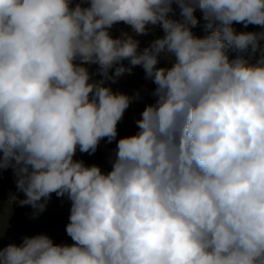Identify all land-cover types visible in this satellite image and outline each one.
<instances>
[{
	"label": "clouds",
	"instance_id": "9594fccd",
	"mask_svg": "<svg viewBox=\"0 0 264 264\" xmlns=\"http://www.w3.org/2000/svg\"><path fill=\"white\" fill-rule=\"evenodd\" d=\"M234 23L264 29V0H0V173L34 218L70 201L73 241L25 236L0 264H264V30ZM136 66L155 85L138 131L108 172L74 159L117 139L141 96L106 82Z\"/></svg>",
	"mask_w": 264,
	"mask_h": 264
},
{
	"label": "rangeland",
	"instance_id": "374dc122",
	"mask_svg": "<svg viewBox=\"0 0 264 264\" xmlns=\"http://www.w3.org/2000/svg\"><path fill=\"white\" fill-rule=\"evenodd\" d=\"M87 6V5H85ZM175 8V5L173 6ZM195 15L197 16L198 20L200 21V24L198 27L193 29V32L203 37L206 35L203 25L204 21L202 19V13L197 10ZM175 18H179V10L177 9V15ZM152 27V26H149ZM233 27L237 30V32L240 31H261L264 29H261L259 26L255 25H249L247 28H244L242 24H235ZM121 31L127 32L131 34V27L128 25H125L124 23H119L113 26V28L110 30L111 35L116 38L121 35ZM163 36V31L159 26H156L154 28V31L151 32L149 35L146 36H139L136 37L140 41V49L142 50L144 47L148 46V44L156 37ZM234 55V54H233ZM124 65L128 66V61L123 62ZM167 62L161 59L160 64L158 66H166ZM98 66L97 65H91L90 71L95 74L97 71ZM114 72V69L111 70ZM111 74V72H110ZM94 79H100L98 75L93 76ZM106 86H109L114 92H123L127 95H133L137 91L140 92L141 98L139 100L133 101L129 108L125 111L123 119L118 123L117 125V139L114 140L111 143L107 142V139L101 140L96 152L94 154L89 155L88 153H81L79 150L76 152V156L74 159L76 160H83L84 163L88 166L90 165H98L103 172H108L111 170V163L110 160L114 159L115 156V149L116 144L118 140L122 137L133 135L138 131V128L136 127L135 121L140 119L141 113L145 106L149 103H154L155 98L151 95V92L154 90L155 85L150 81L145 79V73L142 67L136 66L133 68V71L131 74H124L121 76L115 83H112L111 81L106 82ZM12 169L4 170L2 173H0V176L7 175V173H10ZM8 176V175H7ZM60 225V230H54L49 232L48 235L54 243L56 244H72L73 241L71 240V237H69L66 233V226L63 222V224ZM45 234V233H43ZM25 236H29L27 234L21 233L19 236H13L8 241H0V247H5L10 243L14 244H21L22 238Z\"/></svg>",
	"mask_w": 264,
	"mask_h": 264
},
{
	"label": "trees",
	"instance_id": "16d2710c",
	"mask_svg": "<svg viewBox=\"0 0 264 264\" xmlns=\"http://www.w3.org/2000/svg\"><path fill=\"white\" fill-rule=\"evenodd\" d=\"M264 43V42H262ZM76 156V155H75ZM8 175V176H7ZM0 176V241H8L13 236L25 233L31 236L60 230V223H69L70 201L52 194L46 210L35 218L31 205L20 206L13 196L24 199L22 192H18L13 171Z\"/></svg>",
	"mask_w": 264,
	"mask_h": 264
},
{
	"label": "crops",
	"instance_id": "0c3cea01",
	"mask_svg": "<svg viewBox=\"0 0 264 264\" xmlns=\"http://www.w3.org/2000/svg\"><path fill=\"white\" fill-rule=\"evenodd\" d=\"M251 31V30H250Z\"/></svg>",
	"mask_w": 264,
	"mask_h": 264
}]
</instances>
